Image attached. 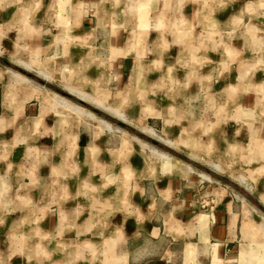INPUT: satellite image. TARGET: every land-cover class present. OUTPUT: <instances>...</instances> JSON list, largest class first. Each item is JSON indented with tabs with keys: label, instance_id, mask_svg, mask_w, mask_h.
Wrapping results in <instances>:
<instances>
[{
	"label": "rangeland",
	"instance_id": "obj_1",
	"mask_svg": "<svg viewBox=\"0 0 264 264\" xmlns=\"http://www.w3.org/2000/svg\"><path fill=\"white\" fill-rule=\"evenodd\" d=\"M13 1L20 20L8 24L3 11L0 21V58L12 66L0 61V67L16 70L22 58L33 67L29 74L45 68L57 90L78 97L65 89L73 85L102 99L127 120L90 103L109 116L94 115L168 158L123 141L120 132H107L101 148L108 129L75 110L42 108L38 88L30 86V97L22 99L30 83L14 82V97L6 102L21 108L0 119V264H131L124 245L148 225L174 239V264H264V174L257 168L264 160V0ZM8 3L0 0V7L12 8ZM25 23L40 27L34 43L22 37ZM93 46L112 49L84 58ZM38 77L29 78L51 90ZM236 100L241 105L232 108ZM28 103L35 113L24 114ZM156 114L160 119H150ZM55 121L62 129L53 127ZM72 122L77 125L69 130ZM78 124L92 126L93 145L92 139L89 147H69L70 140L77 144ZM143 126L156 133L148 135ZM186 164L195 184L176 183L184 193L173 192L175 200L164 202L158 191L180 180ZM215 181L237 191L240 210L249 205L259 212L245 209L241 232L222 253L214 246L203 254L196 243L194 253H184L197 213L215 208V197L207 194ZM152 195L157 211L150 207ZM164 212L171 213L165 218ZM176 225L179 238L168 231Z\"/></svg>",
	"mask_w": 264,
	"mask_h": 264
},
{
	"label": "crops",
	"instance_id": "obj_2",
	"mask_svg": "<svg viewBox=\"0 0 264 264\" xmlns=\"http://www.w3.org/2000/svg\"><path fill=\"white\" fill-rule=\"evenodd\" d=\"M6 1L10 2L8 4H11L10 6L12 8L7 7V9H6L4 7H0V21H2V19H3L1 17H4L1 15V14H3L1 12L6 11L5 12L6 14L5 13L4 14L6 16L5 18L7 19L8 24L16 23L15 20L19 18L18 16H20V14H18L15 11V7H14L16 5L15 1H13V0H6ZM160 10H161V8L158 11H160ZM157 13H158L157 15L161 14V12H157ZM165 18L173 19L169 15H166ZM18 20H20V18ZM21 21H22V19H21ZM23 23H22V25H23ZM252 28H253L254 32H256V30H258V29H255L254 26ZM21 34H22V37H24V39L27 38V39H29V42H33V43L37 39H39L42 35V33L40 32V27L36 26L32 23H27V25L25 23L24 31H22ZM93 48H94V51L92 48H89L88 50H86L87 52L85 51V53H84L85 55H83L84 58H86V59H88L89 57L91 59L93 57L98 58V56H97L98 55V49L101 48L102 52L104 51L103 53L105 54V52L106 53L110 52V50L112 49V46H93ZM233 51H234V49H233ZM235 51H237V49H235ZM78 57L79 56H76V57H74V55L72 56L73 59L78 58ZM0 61L5 62L7 60H3V58H0ZM28 64H30V66H31V63H29V61H28ZM119 64H120V66L125 65V63H122V62H119ZM20 66H21V68H24L27 72L33 70V67L32 68H25L22 65H20ZM6 70L7 69H3L0 67V77L2 74L6 73ZM42 70H44L46 73H49L45 68H42ZM15 71H17V70H15ZM36 71H38V70H36ZM32 75H34V74H32ZM24 76H26L28 78L30 77L27 75H24ZM35 76H37V75H35ZM38 76H40V75H38ZM49 76H50V80L46 79L45 81L50 83L53 78H52V75L50 73H49ZM41 78H44V77H41ZM233 80L234 79L232 77L230 79V81H233ZM14 82H16V81L10 80L8 78H3V79L0 78V119H3V118H1V115H3V113L4 114H7V113L8 114L9 113L14 114L17 112V110H19L21 108V106H14L13 105V102H12L13 99H11V107H9V104L8 105L6 104L7 103L6 101L8 98L14 97V90H15L13 87ZM4 85L7 87V89L4 88ZM30 86L32 87V85H30V84H25L23 87L20 86L24 90V92H21V95H19L20 98L23 99L25 97H30V96H27L28 95L27 93L29 92ZM65 89H66V87H65ZM12 91H13V93H12ZM31 91H33V90L31 89ZM52 92L56 93L55 91H52ZM57 94L58 93L50 95V94H46L45 92L42 93V108L44 106H46V104L47 105L50 104V106L53 105L52 109H55V110L61 109L62 105L60 104V101L58 99L59 94L58 95ZM6 97H7V99H5ZM21 101L23 102V100H21ZM240 102H241V100L239 102L237 100L234 101V104L231 105L232 108H235L236 106L241 105ZM22 109L18 113H22V111H23ZM35 110H36V105L35 104L31 105L28 103L24 109V114H29V115L33 114V112ZM157 111H160V110H157ZM42 113H44V112H42ZM186 114H189V111L186 110ZM150 119H160V116H157V114H156L153 117H151ZM122 122L124 123L126 121H122ZM73 125L76 126L77 122H72L69 130H72ZM85 125L78 124V129L75 133L76 142L78 145L75 143V140L74 141L70 140V141H68L69 147L71 144H74L75 146H78L80 148H82V146L89 147L87 145H89L92 142V139H93L92 145L94 144L95 136H93L94 133H93L92 126L90 128L89 126H85ZM148 125L151 126L150 124H148ZM157 126H158L157 124L153 123L151 127L155 129ZM53 127H55L56 129H59V128L62 129L57 124V121H55V124ZM47 128H48L47 126L44 127V129H47ZM216 130H219V132H222V129H216ZM107 132L111 133L108 130L106 132H104L101 148L106 147L105 144L107 143V139H106ZM120 142L122 143V141H119V140L117 141V143H120ZM181 168L183 171L182 172L183 176L180 177V180H169V182L166 184V186L164 183V185L161 187V189H162L161 191H158L159 189L157 190L159 195L161 196L162 200H164V202L175 200L174 193L176 194V196L177 195L181 196L182 192L184 193V190L181 189L180 185L178 186L176 183L182 184L183 181H186L188 184H192V183L195 184V178L196 177L192 173L193 171L189 170L190 168H187L185 165L184 166L182 165ZM223 173H225V172H223ZM212 175L215 177H218L220 179H224L221 176L219 177V175L216 174L215 172H213ZM226 175L228 178L236 180L229 173H226ZM201 177H202V179L207 180V181L212 180V178L210 176H209L210 178H205L203 175H201ZM224 180L229 182L227 180V178H225ZM210 189H211L210 191H209V189L207 190V194H210V195L215 197V201H214L215 208L213 210L210 209L208 211H203L200 214L197 213V216L195 217L196 221H194L195 227L189 225L190 229H191V227L195 228L193 231V234L197 235V239L196 240L194 238L192 239V237L194 235L190 234L188 236V242L183 241V243L186 244L185 245L186 250L184 251V253H186V252L188 254L194 253L196 249L194 248L193 245H195V243L198 244L197 247H201V249H199V251L202 252L203 254H204V252H206L205 250H208V249L210 250L214 246H215L214 247L215 249L218 248V250H217L218 253L219 252L222 253V251L225 250V248H226V246H228V244H233L236 241V238L238 237V233L241 232V227H243L242 215L244 213H246L245 211L247 210L250 213L251 210L253 209L252 210L253 215L254 216L256 215L255 209L258 210L256 207L252 208L248 205V207L245 208L246 210L243 207L241 210L239 209V206L236 202L237 200L235 199V198H237V193H236L237 191H235V190L233 191L232 189L223 187L221 185V183L218 181H215L214 185ZM241 201L243 202L242 198H241ZM157 203H159L157 198H155V196L152 195L150 207H152V208L156 207V211L159 208V207H157ZM243 206H244V204H243ZM257 212H259V210ZM170 213L171 212H164L165 218H166V215L170 214ZM172 215H173V213H172ZM174 215H175V213H174ZM165 222H166V219H165ZM240 222H241V226H240ZM165 224H167V223H165ZM255 226H257V225H255ZM169 228H168V231L169 230L171 231L170 234L176 238H179V237H177V234H178L177 225L174 226L173 229H169ZM165 229H166V225H165ZM142 231L143 232H139L137 234L138 236H135V237L129 239L128 241H126V243L124 245L125 246V254H126L127 258L130 260L131 264H172V263L174 264L175 262H173V260H172L173 254H170L173 252V248H175L174 247V239L169 240L167 235L166 236H160L157 232V228L154 225H152V226L148 225V226H146V229L142 230ZM166 231H167V229H166ZM195 238H196V236H195ZM244 243L246 244L247 241L244 240ZM217 251L214 254L215 259L218 258V256H219ZM208 253H210V252H208ZM207 256H205V257H207ZM171 260H172V262H171Z\"/></svg>",
	"mask_w": 264,
	"mask_h": 264
},
{
	"label": "bare ground",
	"instance_id": "obj_3",
	"mask_svg": "<svg viewBox=\"0 0 264 264\" xmlns=\"http://www.w3.org/2000/svg\"><path fill=\"white\" fill-rule=\"evenodd\" d=\"M224 49V48H223ZM227 53V52H226ZM229 53V52H228ZM223 56V55H222ZM229 57V56H228ZM230 59V58H229ZM16 62H18V64H20V65H22L23 67H25V68H32V66H30V64H28V61L27 60H24V59H22V58H18V59H16L15 60ZM38 72V74L41 76V77H44L45 79H47V80H50V76H49V73H46L44 70H42V69H40V70H38L37 71ZM0 78H8V79H10V80H13V81H20V82H23V83H30L31 85H32V87H35V88H38V90H41L42 91V93H46V94H56V93H54V92H52V91H50V90H47V89H45V88H39L38 87V85H35L28 77H26V76H23V75H21L20 73H18L17 71H15V70H12V69H7L6 70V73H4V74H2L1 75V77ZM7 82V81H6ZM11 83V82H10ZM14 87V86H13ZM31 87V89H33ZM65 87H66V89L69 91V92H71V93H73V94H75V95H77V96H79V97H81V99H83V100H85L86 102H89V103H91V104H97V105H99V106H105V108L107 109V110H109L110 111V113L112 112V113H114L119 119H121V120H123V121H125V120H127L126 119V117H125V115L122 113V112H120V111H118V110H116V109H114V108H112V107H109V106H107V105H105V103L103 102V101H101L102 99H96V97L95 96H92V95H89L88 93H86L85 91H83V90H79L77 87H75V86H73V85H65ZM15 88V87H14ZM14 90V89H13ZM34 90V89H33ZM11 91V90H10ZM36 91V90H35ZM31 92V91H30ZM33 92V91H32ZM40 92V91H39ZM12 93H13V91H12ZM165 94V93H164ZM32 95V94H31ZM58 95V94H57ZM27 96H29V95H27ZM59 96V101H60V104L62 105L61 107H62V109L64 108V109H69V111H73V110H75L76 112H78L79 113V115L80 116H85V117H87V118H89V119H92L93 121H96L97 123H99V125H100V127H102V129L104 128V129H108L109 131H113V133L114 132H120L122 135V137L123 138H121L123 141H127L126 139H128V141L129 140H131V141H134V142H136V143H138L141 147H143L144 149L145 148H147L148 149V151H150V153L151 154H155L156 156H158V157H163V158H168V155L166 154V153H164V152H160L159 150H157L156 148H154V147H151V146H149L147 143H145L144 141H142L141 139H139L138 137H136V136H133V135H130V134H128L126 131H124V130H120L119 128H117V127H114L113 125H111L109 122H107L106 120H104V119H101V118H98L97 117V115H94V113H92V112H90V111H87V110H85V108L84 107H82V106H79V105H77V104H75L74 102H72V101H70L69 99H67V98H65V96H60V95H58ZM12 98V97H11ZM5 99H7V97L5 98ZM9 99V98H8ZM9 102V101H8ZM6 104H9V103H6ZM11 104V103H10ZM10 106V105H9ZM165 107V106H164ZM168 110V109H167ZM168 111H166V113H167ZM165 115V114H164ZM70 116V115H69ZM168 116V115H167ZM167 119V118H166ZM142 129H143V131L145 132V133H147L148 135H154L156 132L152 129V128H150V127H146V126H143L142 127ZM179 135V134H178ZM156 136V135H155ZM183 136H178L177 137V139L179 140H177L178 142H181V141H183ZM164 140H166V139H164ZM169 141V140H168ZM167 141V143H168V145L169 144H172V142H168ZM256 145H259V144H257V143H255ZM179 145H181V144H179ZM74 146V145H73ZM171 146V145H170ZM177 146H178V143H177ZM185 146V145H184ZM179 147V146H178ZM258 147V146H257ZM146 150V149H145ZM114 151V150H113ZM251 151V150H250ZM196 154V153H195ZM249 154V153H248ZM247 154V155H248ZM256 154V153H255ZM114 155H115V153H114ZM114 155H112V156H114ZM198 155V154H197ZM151 156V155H150ZM153 156V155H152ZM260 160V159H259ZM188 167L187 168H190L191 169V167L188 165V164H186ZM215 165V164H214ZM216 168H219V166H215ZM257 168L260 170V171H262L263 172V174H264V162L263 161H259V163H258V166H257ZM225 170V169H224ZM219 172H220V170H219ZM258 172V171H257ZM227 173V172H226ZM124 175V174H123ZM255 175H257V174H255ZM206 176V175H205ZM234 176H235V178H238L239 180H242L243 179V177L240 175V174H234ZM209 177V176H208ZM78 179V178H77ZM78 181V180H77ZM100 182V181H99ZM93 186H99V187H101V189H103V187H102V185H100V184H98V183H94L93 184ZM92 186V187H93ZM83 187H84V185H83ZM96 187H94V188H96ZM264 188V187H263ZM79 189H81V186L79 185ZM97 189H99V188H97ZM96 195H97V193H96ZM99 195V194H98ZM261 195V200L262 201H264V193H261L260 194ZM101 196V195H100ZM100 196H98V198H95L94 200L97 202V199H101V197ZM118 196V194H116V196L115 197H117ZM94 197V196H93ZM113 201V199H112V197L111 198H109V199H106V200H104V203H111ZM101 203V202H100ZM255 211H256V209H255ZM257 212V211H256ZM257 216V215H256ZM262 216V215H261ZM64 218V217H63ZM255 218H257V217H255ZM260 218V217H259ZM264 218V217H263ZM168 219H169V217H168ZM259 220V219H258ZM246 225V224H245ZM262 228H264V221L262 222ZM260 226V227H261ZM248 227V226H247ZM249 228H250V226H249ZM247 230V229H246ZM254 232H256V231H253V233ZM40 233V232H39ZM246 241H248V238L246 239ZM54 255V254H53ZM38 256V255H37ZM36 256V257H37ZM44 256V255H43ZM45 258V257H44ZM47 259H49L48 257H47ZM56 264V263H55Z\"/></svg>",
	"mask_w": 264,
	"mask_h": 264
},
{
	"label": "water",
	"instance_id": "obj_4",
	"mask_svg": "<svg viewBox=\"0 0 264 264\" xmlns=\"http://www.w3.org/2000/svg\"><path fill=\"white\" fill-rule=\"evenodd\" d=\"M7 64L11 65L10 62L5 61ZM16 70L18 71V73L30 77H34L36 79H38L39 77L29 74L24 68L21 67H17ZM40 83H42L43 86H45L46 88H49L55 92H58L60 95L65 96L66 98H68L70 101L74 102L75 104L82 106L84 108H89L92 110V112H94V114H99L102 115L103 117L107 118L109 115H107L106 113L102 112L99 108H97L96 106L91 105L90 103L86 102L85 100L81 99L80 97H75L70 93L64 92V91H59L57 90L52 84H50L47 81H39Z\"/></svg>",
	"mask_w": 264,
	"mask_h": 264
}]
</instances>
